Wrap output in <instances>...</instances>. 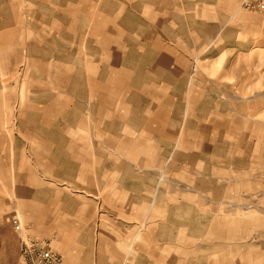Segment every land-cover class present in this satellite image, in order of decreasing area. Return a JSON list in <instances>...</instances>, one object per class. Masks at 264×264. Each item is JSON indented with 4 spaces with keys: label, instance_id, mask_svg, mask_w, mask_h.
Segmentation results:
<instances>
[{
    "label": "rangeland",
    "instance_id": "374dc122",
    "mask_svg": "<svg viewBox=\"0 0 264 264\" xmlns=\"http://www.w3.org/2000/svg\"><path fill=\"white\" fill-rule=\"evenodd\" d=\"M188 1L177 2L181 8L176 11L173 23H180L173 30L170 24H158V10L150 8V3H154L151 0H0V221L17 214L29 233L49 238L54 249H60L55 250L63 254L65 264H78L80 252H64L57 232L43 235L28 225L22 217L16 191L18 183L25 181V176L31 172L27 166L31 163L30 155L24 151L28 145L27 137L30 138L29 145L35 147L40 145L43 135L52 137L57 146L62 137L64 123L61 119L55 122L60 128L49 135L48 131L31 129L33 115L76 117V121L67 123L74 125L67 129V140L78 141L74 139L80 136L84 141L87 138L86 146L95 144L90 138V119L87 122L77 120L78 115L91 111L90 89L86 83L89 76L93 81L97 77L100 100L117 102L111 113L115 116L109 115L107 121L97 123L98 145L109 144L115 148L114 160H108L106 154L104 160L146 164L150 185L160 180L165 187L166 179L173 176L178 179L192 176L196 179L219 178L218 183L199 188L213 191L220 198L225 195L226 207L242 216V264H264V9H250L247 6L250 0H201L210 3L212 8L196 13L216 24L212 33L218 27L216 34L210 35L205 19L191 15L185 20L186 11L182 7L188 5ZM256 1L264 3V0ZM158 31L164 36L183 39L175 46L179 48L176 65L180 72L189 71L187 79L191 78L194 85L190 94L196 95L188 108L189 118L194 115L191 125L196 134L193 133L194 137L188 142L201 145L202 132L209 136L211 159L204 169L198 159V168L185 167L188 154L168 153L169 148L167 153L168 158L173 156L169 163L172 166H164L166 160L160 162L163 154L155 153L158 113H162L158 104L134 100L131 115L138 119L135 124H146L139 121L143 112L157 119L151 123L147 136L145 132L132 134L124 129L126 108L121 105L125 96L127 99L131 93L132 98H138L143 92L130 91L126 89L127 84L132 76L136 85L144 82L149 77L145 70L155 65L146 58V54L150 55L151 45L136 43L131 46L130 37L137 40L136 35L145 34V42L148 39L156 41ZM215 35H218L216 41L213 40ZM154 47L158 48V41L154 42ZM190 49L195 51V56ZM155 80L158 81V76ZM203 87L210 95L208 100L192 105L194 99L200 101L197 98L203 94ZM65 90L80 98H72L70 103L68 98L59 96ZM77 126H83L82 131L76 129ZM187 128L185 126L180 133L179 147L188 144ZM104 130L109 132V137L101 135ZM159 139L173 143L171 137ZM21 163H26V167L19 171L17 168ZM108 200L98 205L100 215L112 214L110 218L123 222L120 217L126 211L122 207L115 211L113 207L119 201ZM233 213L230 217L236 215ZM250 213L255 216L250 217ZM228 220L234 225V218ZM121 225H110L105 233V228L101 227L99 236L109 244V250L104 252L107 258H102V264L131 263L120 257L126 250L122 243L125 226ZM114 239L116 244L112 242ZM5 240L7 248L0 247V264H9L15 254L10 250L13 244L9 237ZM84 257L89 258L91 264H99L97 259L91 260L92 252Z\"/></svg>",
    "mask_w": 264,
    "mask_h": 264
},
{
    "label": "crops",
    "instance_id": "0c3cea01",
    "mask_svg": "<svg viewBox=\"0 0 264 264\" xmlns=\"http://www.w3.org/2000/svg\"><path fill=\"white\" fill-rule=\"evenodd\" d=\"M151 1L154 3H150V8L158 10V24L164 23V26L170 24L175 30L174 27L176 25L178 27L180 23H173L177 15L176 11L181 8L177 3L179 0ZM188 2V5L182 3V8L186 11L185 20L189 19L191 15L199 20L205 19L204 24L208 26L209 32L208 29L207 32L211 35L212 27H216V24L207 21L205 15L199 16L196 13L199 10L211 9V4L201 0H189ZM188 10L189 12H187ZM141 29L142 26H140ZM217 29L218 27L212 34H216ZM10 30L13 32V29ZM193 33L195 34L194 30ZM136 36L137 40L130 37L131 46L136 43L139 46L140 43L141 45H151L150 55L146 54V58L149 57L148 62H154L155 65L147 67L145 73L149 74V77L139 84V89L136 88L139 85L132 82V74L129 76L132 77L126 89L143 92L138 94L140 96L138 98H132L131 93L127 99V95L125 96L121 105L126 108L123 112L125 113L123 121L127 123L124 129L133 132L132 134L145 132V136H147L146 132L151 128V123L156 117L152 119L143 112L139 121H144L146 124L144 126L135 124L134 121L138 119L131 115L134 111L132 109L134 100L143 99L149 105L158 104L162 107V113H158V148L155 153L163 154L160 157V162L166 160L167 164L165 163L164 166H169L173 156L171 159L168 158V153L181 152L188 154L185 167H196L198 159V164H201L204 169L209 166L207 162L210 163L211 159L209 136L202 132L204 137H202L203 144L201 145H191L188 142L194 137L193 133L196 134V129L191 125V121L194 122V115L191 119L189 118L191 114L188 113L191 99L192 97L196 99V95L190 94L193 83L191 78L187 79L189 71L185 69L180 72L176 65L179 48L175 46L183 39L164 36L161 31H158L156 40L158 48H156L154 39H148V42H145V34ZM217 36H214V41L217 40ZM190 52L195 56V51L190 49ZM157 58L158 65L156 64ZM156 76H158V81L155 80ZM95 78L96 80L93 81V77L89 76L86 82L87 88L90 89L91 111L77 116V120L80 122H87L89 119L92 122L90 138L95 140L94 145L86 146L88 145L87 138L84 141L80 136L74 139L78 141L67 140V129L74 126L67 123L74 121L76 117L71 119L66 115L61 118L60 115L46 113L39 114L38 117L33 115L34 125L31 129L48 131L47 134L50 135L51 132L60 128L55 124L60 119L64 123V128L59 147L50 136L43 135L38 147L29 145L30 138L27 137L28 145L24 151L30 155L29 162L31 163H27L29 164L27 166H30L31 172L25 176V181L18 183L16 191L20 200L19 208L22 209V217L25 222L37 233L43 235L57 232L60 237V248L64 252L67 250L80 252L78 264L92 263L89 258L84 257L88 252H92L91 260L97 259L96 261L102 264V258H107L105 256L107 253L104 254V252L109 250V244L99 236L102 233L101 227L105 228L103 232L105 233L111 228L110 225L121 224L125 226L122 243L126 250L120 257L128 259L130 264H242V248L244 246L241 231L242 216H238L235 211L233 213L226 207L224 204L227 200L225 195L220 198V195L213 191L199 188V186L211 185L214 182L218 183L219 178L205 176L196 179L192 176L187 179H178L173 176L166 179L165 187L160 183V180L156 183L154 181L150 185L146 164L130 160L122 162L104 160L105 154L108 160H114L115 148L109 144L98 145L100 133L97 123H100L101 120L107 121L109 115L115 116V113H111L117 106V102L110 99L100 100L99 82L97 77ZM106 84L109 85V83ZM201 90H203V94L197 98L200 101L195 102L194 99L192 105L204 104L208 100L210 95L205 87ZM60 94V97L68 98L70 103L72 98H80L67 90ZM79 106V111H81L82 104ZM102 110L103 114H101ZM185 126H188L186 131L188 144L179 147L178 140ZM77 127L76 129L82 131L83 126ZM104 132L101 135L109 137V132L105 130ZM31 133L34 135V131ZM168 137L172 138L173 143L169 141V144L167 140V142H162L159 139ZM168 148L170 152L167 153ZM221 152L223 153V149ZM205 163L207 164L205 165ZM23 166L26 167V163H21L17 169L21 171ZM232 169L236 168L232 167ZM181 186L186 188L180 189ZM107 199L109 202L119 201L114 207L112 206L115 211L121 207L126 211L120 217L123 222L110 218L112 214L110 216L100 215L98 205H103ZM232 213L236 215L230 217ZM251 215L254 214L250 213V217ZM16 217H18L17 214H12L7 219L0 221V243H2L0 247L3 250L7 248L5 238L9 237L13 244L10 250L15 251L10 263L8 262L9 264L19 263L16 261L17 259L19 261L20 234L14 230L12 225V220ZM221 218L223 220L220 222ZM228 218H234V225L231 224V220L227 222ZM236 222L239 224L236 225ZM112 242L116 244L115 239ZM95 250L96 252H93ZM119 262L115 261L114 264H119Z\"/></svg>",
    "mask_w": 264,
    "mask_h": 264
},
{
    "label": "built area",
    "instance_id": "2783aa9c",
    "mask_svg": "<svg viewBox=\"0 0 264 264\" xmlns=\"http://www.w3.org/2000/svg\"><path fill=\"white\" fill-rule=\"evenodd\" d=\"M247 6L250 9H264V3L256 0H250ZM12 225L20 234L19 264H64L63 254L52 247L49 238L29 233L18 217L12 220Z\"/></svg>",
    "mask_w": 264,
    "mask_h": 264
}]
</instances>
